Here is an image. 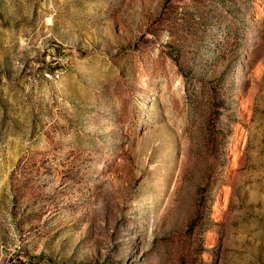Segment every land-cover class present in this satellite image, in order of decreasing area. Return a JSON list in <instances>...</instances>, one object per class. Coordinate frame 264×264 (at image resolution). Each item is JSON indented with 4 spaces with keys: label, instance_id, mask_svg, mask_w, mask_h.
<instances>
[{
    "label": "rangeland",
    "instance_id": "1",
    "mask_svg": "<svg viewBox=\"0 0 264 264\" xmlns=\"http://www.w3.org/2000/svg\"><path fill=\"white\" fill-rule=\"evenodd\" d=\"M0 264H264V0H0Z\"/></svg>",
    "mask_w": 264,
    "mask_h": 264
}]
</instances>
